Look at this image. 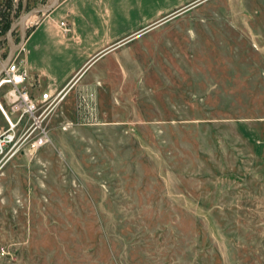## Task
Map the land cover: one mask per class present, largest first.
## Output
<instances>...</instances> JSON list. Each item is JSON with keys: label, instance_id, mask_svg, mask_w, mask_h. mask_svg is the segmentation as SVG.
<instances>
[{"label": "rangeland", "instance_id": "rangeland-1", "mask_svg": "<svg viewBox=\"0 0 264 264\" xmlns=\"http://www.w3.org/2000/svg\"><path fill=\"white\" fill-rule=\"evenodd\" d=\"M52 1L0 0V66ZM151 34L100 123L61 128L70 93L51 141L0 165V264H264V0H205Z\"/></svg>", "mask_w": 264, "mask_h": 264}, {"label": "crops", "instance_id": "crops-1", "mask_svg": "<svg viewBox=\"0 0 264 264\" xmlns=\"http://www.w3.org/2000/svg\"><path fill=\"white\" fill-rule=\"evenodd\" d=\"M204 1L60 0L32 23L17 58L39 80L40 86L33 87L32 92L48 86L61 89L68 84L73 85L68 93H73V100L78 88H86L94 90L100 104L102 98H109L107 90L104 93L106 83L122 74L125 54L145 46L153 29ZM30 18H34L32 13L26 22ZM61 20L70 30L62 28ZM136 39L140 44L131 47ZM94 65L95 71L86 77L85 70ZM67 100L64 106H73L72 98Z\"/></svg>", "mask_w": 264, "mask_h": 264}, {"label": "built area", "instance_id": "built-area-1", "mask_svg": "<svg viewBox=\"0 0 264 264\" xmlns=\"http://www.w3.org/2000/svg\"><path fill=\"white\" fill-rule=\"evenodd\" d=\"M60 24L64 30H70L64 20ZM20 47L0 72V92L7 86L0 96V114L4 120V124L0 125V165L6 164L22 150H35L51 141L50 122L53 114L63 106L65 97L73 88V85L66 84L61 89L53 90L48 86L38 93L32 92V88L39 87L40 83L17 58ZM74 100L75 119L64 122L61 128L101 122L94 90L78 88Z\"/></svg>", "mask_w": 264, "mask_h": 264}, {"label": "water", "instance_id": "water-1", "mask_svg": "<svg viewBox=\"0 0 264 264\" xmlns=\"http://www.w3.org/2000/svg\"><path fill=\"white\" fill-rule=\"evenodd\" d=\"M60 0H53L50 3H47L45 5H41V6H33L32 8H30V10H28L26 13H24V15L20 18L18 24L21 26L22 29V37L21 40L17 43V44H13L12 42H10L11 47L10 50L8 52L7 57L5 58L3 64L0 66V72L2 71L3 67L13 59V56L15 55L17 48L19 47V45L23 44V41L25 39L26 36V29H25V23H26V19L28 16L31 15L32 12H42L45 13L47 11H50L52 8H54L55 6H57L59 4Z\"/></svg>", "mask_w": 264, "mask_h": 264}, {"label": "bare ground", "instance_id": "bare-ground-1", "mask_svg": "<svg viewBox=\"0 0 264 264\" xmlns=\"http://www.w3.org/2000/svg\"><path fill=\"white\" fill-rule=\"evenodd\" d=\"M27 20V19H26Z\"/></svg>", "mask_w": 264, "mask_h": 264}]
</instances>
